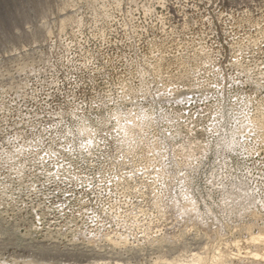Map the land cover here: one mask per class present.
I'll use <instances>...</instances> for the list:
<instances>
[{"label": "rangeland", "instance_id": "1", "mask_svg": "<svg viewBox=\"0 0 264 264\" xmlns=\"http://www.w3.org/2000/svg\"><path fill=\"white\" fill-rule=\"evenodd\" d=\"M0 264H264V0H0Z\"/></svg>", "mask_w": 264, "mask_h": 264}]
</instances>
